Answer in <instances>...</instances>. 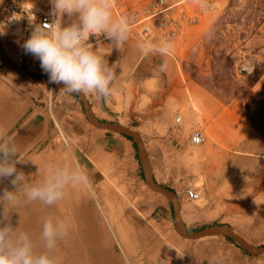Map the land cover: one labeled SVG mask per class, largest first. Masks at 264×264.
Returning <instances> with one entry per match:
<instances>
[{
    "label": "rangeland",
    "instance_id": "1",
    "mask_svg": "<svg viewBox=\"0 0 264 264\" xmlns=\"http://www.w3.org/2000/svg\"><path fill=\"white\" fill-rule=\"evenodd\" d=\"M182 5L188 16L172 41L174 58L166 83L146 85L149 94L143 102L159 113L148 124L152 134L125 120L112 123L138 133L150 172L177 195L179 216L188 229L226 223L249 243L264 246V0H184ZM13 14L18 23L0 37L8 57L26 68L29 64L19 57L33 25L24 21L17 0H0V22ZM30 65L32 75L49 76L34 55ZM0 68L9 79L0 83V130L25 160L16 165L26 176L24 183L38 184L51 167L77 162L92 182L91 191L69 186L64 199L51 206L26 202L19 187V201L8 206L14 227L37 228L41 234V225L30 226L36 215L64 222L71 232L66 242L76 240L85 248L84 264H200L202 258L222 253L233 256L224 244L264 259L228 234L196 240L180 235L172 202L145 181L132 137L91 124L80 94L32 84L1 60ZM178 96L184 100L174 103L165 131L163 113ZM86 100L95 116L87 95ZM188 109L199 123L182 131L175 117L181 114L183 120ZM194 130L205 136L200 146L191 143ZM11 179L0 180V196L15 190ZM187 187L200 191L201 205L185 195ZM4 206L0 198V211ZM38 244L36 250L43 251V241ZM95 255L99 263H94Z\"/></svg>",
    "mask_w": 264,
    "mask_h": 264
},
{
    "label": "clouds",
    "instance_id": "2",
    "mask_svg": "<svg viewBox=\"0 0 264 264\" xmlns=\"http://www.w3.org/2000/svg\"><path fill=\"white\" fill-rule=\"evenodd\" d=\"M52 23L37 24L34 14L28 17L33 29L23 48L37 57L41 68L49 74L50 82L63 84L60 90L68 95H94L106 98L114 91L115 73L108 62L93 51L91 36L105 35L113 48L121 50L129 39L135 18L114 16L115 0H50ZM70 23L64 26V18ZM6 25L0 23V35ZM142 56L159 53L170 56L174 45L170 40L159 43L144 41L138 44ZM167 67L165 62L159 71ZM16 144L0 130V180L12 178L14 191L5 190L0 196L4 207L0 211V264H59L51 255L58 241L68 235V226L52 217L42 226L43 251H37L29 233L14 227L8 206L19 201L16 190L23 188L26 202L39 201L51 206L64 199L69 186H81L91 191L92 182L84 166L78 162L51 167L42 182L28 185L26 176L16 165L22 163Z\"/></svg>",
    "mask_w": 264,
    "mask_h": 264
},
{
    "label": "crops",
    "instance_id": "3",
    "mask_svg": "<svg viewBox=\"0 0 264 264\" xmlns=\"http://www.w3.org/2000/svg\"><path fill=\"white\" fill-rule=\"evenodd\" d=\"M127 13L128 14H126L125 16H131L128 11ZM16 16L18 15H10L9 18H7V21H1L0 23L5 24L6 29H8L10 26L16 25V23H18ZM114 16L117 15L114 14ZM133 28L134 27H132L129 39L124 43L121 50L113 48V46L111 45V41L103 34H98L97 36L90 37L89 43L93 45V51H95L98 55H101L108 62L109 66L115 73V80L113 84L114 91L110 96L106 98H97L94 95H87V97L90 101L91 108L98 120L106 122L125 120L127 123L135 124L134 126L144 128V130L147 131L146 135H151L152 133L150 134L148 124L150 122L153 123L154 121H156L159 118V113L155 112V108L153 107L152 103L150 104L143 102L144 96L149 94L146 93V85L153 83L152 81H155L159 84V86H163L164 83H166L168 74H170L168 72H170V68L173 65L174 57H172L173 55L162 56L159 53L151 54L147 57L142 56L138 49V44L144 41L140 37L139 29L135 28L134 30ZM28 38H30V35L25 36L24 42ZM3 45L4 40L2 39V37H0L1 50L8 57V55L4 52ZM24 52L25 54L23 56L28 58L29 60L32 54L27 53L26 51ZM165 62L167 63V67L163 72H160L159 68ZM31 66L32 65H29V67H26L25 69L32 72ZM4 74V70L0 68V83L9 80L6 76H4ZM41 92L42 91L36 90L32 91V93ZM49 93L50 91H44L45 96ZM59 96L62 98H66V95L63 93H59ZM183 100V96L181 98L180 96H178L177 101L170 102L168 108L165 109L163 118L166 125H168L165 131L169 130V124H171L170 112L173 109L174 103L180 104ZM192 112V110L188 109L183 120L181 119L182 122L180 121L178 123L175 121V123L177 124L181 123V128H179L180 130L184 131L185 127L188 124L196 127V125L199 123L197 115ZM182 213L183 211L181 210V214ZM36 216H34V219L30 221V226L33 227L36 225V227L39 228L41 225L42 228L46 218L41 221L38 220ZM184 221L185 223L187 222L185 219ZM23 230L25 232H28V230L26 231V229L21 228V231ZM28 233L31 234V237H36V241L34 238H32V240L36 248H38V242L42 241L41 234H38L39 232L37 230H33V232ZM66 237L71 238L70 231H68V235ZM66 237L58 242V246L52 255L57 258L59 264H69L73 259L76 260L77 263L79 260V264H84V246L78 244L76 240L66 242ZM224 247L227 251L229 250V252L233 254V256H227L222 253V255L202 258V262L200 264H264V259H256L250 257L236 245L224 244ZM94 257H98L96 259L94 258V263H99V256L95 255ZM90 263H92V261Z\"/></svg>",
    "mask_w": 264,
    "mask_h": 264
},
{
    "label": "built area",
    "instance_id": "4",
    "mask_svg": "<svg viewBox=\"0 0 264 264\" xmlns=\"http://www.w3.org/2000/svg\"><path fill=\"white\" fill-rule=\"evenodd\" d=\"M184 0H115L113 14L120 16L121 12L128 11L135 18L132 27L139 28L143 41L159 42L161 40H175L182 29L188 13L182 5ZM17 4L23 12L24 21L29 22L31 14L35 16L37 24L52 23L54 17L51 14L50 0H17ZM70 23L69 18H64V26ZM24 60V65H30V58L19 57ZM182 119L181 114L175 117L176 122ZM205 136L201 130H194L191 134V143L200 146L204 143ZM185 195L192 201L201 198V193L194 187H187Z\"/></svg>",
    "mask_w": 264,
    "mask_h": 264
},
{
    "label": "water",
    "instance_id": "5",
    "mask_svg": "<svg viewBox=\"0 0 264 264\" xmlns=\"http://www.w3.org/2000/svg\"><path fill=\"white\" fill-rule=\"evenodd\" d=\"M0 60H2L9 67L16 70L22 76V78H24L26 81L32 84L41 85V86H49V87L58 88V89L63 88V84H56V83L50 82L49 76L32 75L30 72H28L25 69V67L19 66L17 63L13 62L9 57H7L2 52L1 47H0ZM80 96L82 97L87 119L91 124L103 130L118 131V132L124 133L125 135L132 137L136 141L138 150H139V157H140L141 165H142L144 176H145V181L152 190L166 196L172 202L173 207H174V213H175V226H176V230L178 231L180 235H182L185 238L191 239V240H196V239H201L207 236H212V235H217V234H228L231 238L234 239L236 243L242 246L248 253L253 254V255H263L264 254V246H255L249 243L244 238H242L240 235H238L236 232H234L232 227L226 223L210 225V226L204 227L197 231L188 230V228L185 226L184 222L181 220L179 216L180 215V204L178 202L177 195L172 190L159 185L155 181L152 173L150 172V169L148 166L147 154L144 150L143 143L138 133L120 123H112V122H105V121L98 120L89 108V104L86 100V95L80 94Z\"/></svg>",
    "mask_w": 264,
    "mask_h": 264
},
{
    "label": "bare ground",
    "instance_id": "6",
    "mask_svg": "<svg viewBox=\"0 0 264 264\" xmlns=\"http://www.w3.org/2000/svg\"><path fill=\"white\" fill-rule=\"evenodd\" d=\"M5 29H6V28H5ZM11 69H12V68H11ZM14 71H16V70H14ZM15 75L18 76L17 71H16ZM190 110H191V109H190ZM192 113H193V112H192ZM192 115H193V114H192ZM194 117H195V116H194ZM210 136H211V137H214V133H213L212 131H211ZM200 181H201V180H200ZM196 184H197V183H196ZM196 187H197V186H196ZM196 187H195V188H196ZM198 187H199V186H198ZM197 201L199 202L200 205L202 204V200H197ZM41 221H42V220H41ZM23 229H26V228H23ZM35 229H37V228H27L26 231L28 230V232H33V230H35ZM40 230L42 231V228H40ZM23 231H24V230H23ZM33 234H34V233H33ZM30 235H31V234H30ZM74 245H75V244H74ZM36 249H37V248H36ZM60 257H61V256H60ZM60 257H59V258H60ZM96 258H98V257H96ZM96 258H95V259H96ZM99 258H100V257H99ZM97 263H98V262H97ZM69 264H79V260H78V263H77L76 260L73 259V260L71 261V263H69Z\"/></svg>",
    "mask_w": 264,
    "mask_h": 264
},
{
    "label": "trees",
    "instance_id": "7",
    "mask_svg": "<svg viewBox=\"0 0 264 264\" xmlns=\"http://www.w3.org/2000/svg\"><path fill=\"white\" fill-rule=\"evenodd\" d=\"M127 137H129V136H127ZM130 138V137H129Z\"/></svg>",
    "mask_w": 264,
    "mask_h": 264
}]
</instances>
